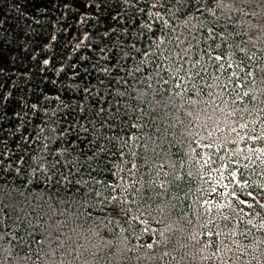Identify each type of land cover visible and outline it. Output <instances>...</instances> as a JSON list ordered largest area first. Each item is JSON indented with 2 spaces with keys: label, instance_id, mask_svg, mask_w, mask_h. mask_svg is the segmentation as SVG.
I'll return each mask as SVG.
<instances>
[{
  "label": "trees",
  "instance_id": "obj_1",
  "mask_svg": "<svg viewBox=\"0 0 264 264\" xmlns=\"http://www.w3.org/2000/svg\"><path fill=\"white\" fill-rule=\"evenodd\" d=\"M0 264H264V0H0Z\"/></svg>",
  "mask_w": 264,
  "mask_h": 264
},
{
  "label": "snow or ice",
  "instance_id": "obj_2",
  "mask_svg": "<svg viewBox=\"0 0 264 264\" xmlns=\"http://www.w3.org/2000/svg\"><path fill=\"white\" fill-rule=\"evenodd\" d=\"M44 63H45V64H47V63H48V61H47V60H45V61H44Z\"/></svg>",
  "mask_w": 264,
  "mask_h": 264
}]
</instances>
